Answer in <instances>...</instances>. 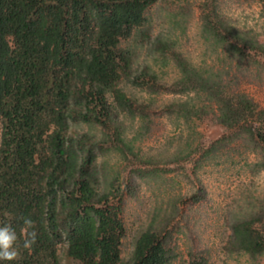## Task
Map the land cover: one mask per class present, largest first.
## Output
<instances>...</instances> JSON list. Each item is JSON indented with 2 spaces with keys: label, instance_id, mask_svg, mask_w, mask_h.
Listing matches in <instances>:
<instances>
[{
  "label": "trees",
  "instance_id": "trees-1",
  "mask_svg": "<svg viewBox=\"0 0 264 264\" xmlns=\"http://www.w3.org/2000/svg\"><path fill=\"white\" fill-rule=\"evenodd\" d=\"M158 2L0 0V226L10 224L16 231L20 253L0 264H62L61 246L67 264H174L179 259L173 239L176 207L155 216L135 238L130 258L123 257L125 192L115 180L107 181L99 157L113 150L131 154L132 140L122 118L145 125L153 106V99H137L123 85L150 98L159 93L187 97L164 107L168 116L186 124L207 114V107L191 99L204 95L221 125L242 129L262 149L263 158L254 166L264 170V109L245 94L230 91L223 79L198 69L175 49L174 41L162 36L152 41L147 25ZM207 9L202 15L205 38L240 58L248 50L264 54V43L230 26L215 2ZM135 36L164 62L171 59L179 79L168 85L149 65L135 69L134 52L126 46ZM74 125L100 127L102 138L73 132ZM224 140L205 149L203 158H211ZM184 152L172 154L169 164L187 160ZM133 172L146 179L158 171L138 167ZM192 199L199 203L201 191ZM258 216L233 221V252L264 256ZM22 217L34 221L37 232L28 250L23 248ZM183 264L210 260L190 250Z\"/></svg>",
  "mask_w": 264,
  "mask_h": 264
},
{
  "label": "rangeland",
  "instance_id": "rangeland-1",
  "mask_svg": "<svg viewBox=\"0 0 264 264\" xmlns=\"http://www.w3.org/2000/svg\"><path fill=\"white\" fill-rule=\"evenodd\" d=\"M214 2L230 26L264 43V0H159L149 13L147 29L152 41L159 36L174 41L175 49L198 69L214 79H223L230 91L245 94L264 109V54L248 50V56L240 58L203 35L202 15L207 8H213ZM126 46L134 52L135 69L149 65L168 85L179 79L175 63L171 59L164 62L151 45L139 44L138 36ZM123 86L137 99H153L145 125L122 118L126 135L132 140V153L123 155L113 150L99 157L107 181L115 180V185L125 192L124 259L130 258L139 232L155 216L163 217L166 212L176 211V207L179 215L173 239L179 259L174 264H183L190 250L205 254L210 264H264V256L251 258L233 252L229 246L231 225L237 218L259 215L257 227L264 230V170L258 171L254 166L263 158L262 149L242 129L221 125L215 118V107L204 95H191V99L198 107H207V114L186 124L168 116L164 107L187 97L159 93L150 98L131 85ZM72 131L89 132L97 139L103 135L101 128L95 126L74 125ZM222 138L224 142L211 158H203L204 150ZM199 149L202 151L196 152ZM178 150L185 151L183 157L187 160L169 164L170 156ZM149 160L153 165H147ZM138 167L158 172L155 177L141 179L133 172ZM199 191L203 199L193 204L192 198ZM59 253L62 264H67L66 248L61 246Z\"/></svg>",
  "mask_w": 264,
  "mask_h": 264
},
{
  "label": "clouds",
  "instance_id": "clouds-1",
  "mask_svg": "<svg viewBox=\"0 0 264 264\" xmlns=\"http://www.w3.org/2000/svg\"><path fill=\"white\" fill-rule=\"evenodd\" d=\"M23 226L21 233L25 237L23 248L30 249L36 243L37 232L35 230V223L30 218H21ZM17 233L10 224L0 226V260L14 261L20 255L17 247Z\"/></svg>",
  "mask_w": 264,
  "mask_h": 264
}]
</instances>
